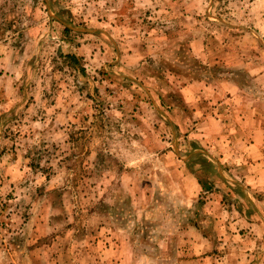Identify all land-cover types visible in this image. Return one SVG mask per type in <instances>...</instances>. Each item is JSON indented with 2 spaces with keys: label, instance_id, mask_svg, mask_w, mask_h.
I'll return each instance as SVG.
<instances>
[{
  "label": "rangeland",
  "instance_id": "obj_1",
  "mask_svg": "<svg viewBox=\"0 0 264 264\" xmlns=\"http://www.w3.org/2000/svg\"><path fill=\"white\" fill-rule=\"evenodd\" d=\"M0 264H264V0H0Z\"/></svg>",
  "mask_w": 264,
  "mask_h": 264
}]
</instances>
